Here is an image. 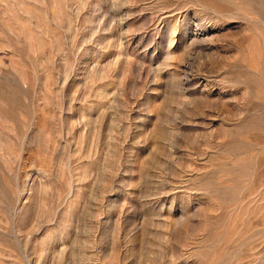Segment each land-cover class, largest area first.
<instances>
[{"label":"rangeland","instance_id":"1","mask_svg":"<svg viewBox=\"0 0 264 264\" xmlns=\"http://www.w3.org/2000/svg\"><path fill=\"white\" fill-rule=\"evenodd\" d=\"M0 264H264V0H0Z\"/></svg>","mask_w":264,"mask_h":264}]
</instances>
